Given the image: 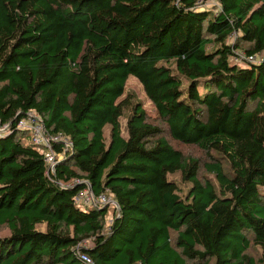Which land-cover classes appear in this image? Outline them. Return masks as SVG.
Returning a JSON list of instances; mask_svg holds the SVG:
<instances>
[{
	"label": "trees",
	"instance_id": "1",
	"mask_svg": "<svg viewBox=\"0 0 264 264\" xmlns=\"http://www.w3.org/2000/svg\"><path fill=\"white\" fill-rule=\"evenodd\" d=\"M217 1L0 0V264H264V0ZM129 76L173 140L226 160L204 164L218 191L137 103L122 134ZM30 111L70 140L53 172ZM87 184L116 203L107 229L110 203L75 201Z\"/></svg>",
	"mask_w": 264,
	"mask_h": 264
},
{
	"label": "rangeland",
	"instance_id": "2",
	"mask_svg": "<svg viewBox=\"0 0 264 264\" xmlns=\"http://www.w3.org/2000/svg\"><path fill=\"white\" fill-rule=\"evenodd\" d=\"M204 4H202V8H205V10H212L213 12H217L219 10V3L217 0H204ZM227 43L231 46H233L234 44H238L240 45V47H238L237 50H235L236 55H238L239 59L238 61H240V59H244L246 56V53L244 52V48H246L249 44L247 42H241L240 38L238 37V33H232L231 35L228 36L227 38ZM236 57H234L235 60ZM233 59V58H232ZM187 85L186 81L183 82L182 87L185 88ZM118 101H123L124 104V108H123V115L120 118V124H121V131L122 134L124 136L127 135L126 133V118L128 116V114L130 113L132 106L134 104H138V106H141L145 112H146V116H147V120L149 122H152L154 124H158L161 128H162V134L161 136H163L164 138H166L169 143L179 149L185 156H189V157H194L197 158L199 160V170H198V178L201 181L204 180H209L214 187L217 189V191L219 190V185L218 182L216 180V177L213 173L206 171V169L204 168V164L206 162H209L211 159L209 157V155L211 154L212 156H214L217 160H219L225 171L228 172V166H227V162L224 158H222L219 154H217L216 152H210V154H207L206 152H204L202 149H200L198 146L196 145H192V144H184V143H180L177 142L175 140H173L170 137L167 125L165 123V121H163L162 119L159 118V116L157 115L155 108L153 106V104L151 103V101L148 99V97L146 96L143 87L141 85V83L133 76H129L126 80L125 83V88H124V92L121 95V97L118 98ZM109 127L106 126L104 128V133H105V140L108 141L109 139V132H108ZM28 132L27 129H24ZM29 134V132H28ZM29 140V139H28ZM25 141L27 142V140L25 139ZM30 142V141H28ZM60 156H57V159ZM171 179H174V181L176 182L177 186H178V191L181 195L185 194L190 186V182L188 180H185L183 178H181V175L179 172L174 173L172 175H170ZM116 206V203H111V207L109 208V212L106 214L105 216V229L108 228V226L111 224L112 219H113V207ZM40 229H43V225H38L37 226ZM9 234V229L7 226L2 225L0 226V237L2 236H6ZM175 233L173 232L171 235V239L172 241L175 238ZM89 241L86 240L85 243L83 244H88ZM261 247L259 245H257L256 243H254L253 241H251V245L249 247V249L246 251V253L248 254V256L252 257L255 261H259V258L261 257ZM214 260L211 259L209 261V264H213ZM197 261L195 260H188L187 264H196Z\"/></svg>",
	"mask_w": 264,
	"mask_h": 264
},
{
	"label": "built area",
	"instance_id": "3",
	"mask_svg": "<svg viewBox=\"0 0 264 264\" xmlns=\"http://www.w3.org/2000/svg\"><path fill=\"white\" fill-rule=\"evenodd\" d=\"M238 57L239 56L235 59L238 60ZM245 58L250 61L254 60L253 56H245ZM245 58L240 60H245ZM18 126L20 128L27 129L29 132V139L43 148L44 160L47 165V169L53 172L56 158L57 156H60V153L54 151L53 143L61 144L64 149H67L68 146L71 145L69 138L62 134H47L41 115L35 111H30L26 117L22 118L19 121ZM6 129L7 124H0V134L4 133ZM75 201L82 207L98 206L106 203L115 204V201L110 195L105 193L96 195L92 191L89 184L77 192L75 195ZM85 259L86 261L91 262L89 258L85 257Z\"/></svg>",
	"mask_w": 264,
	"mask_h": 264
}]
</instances>
